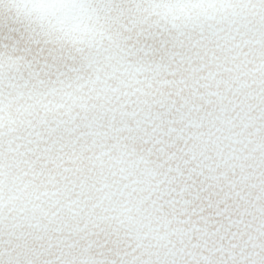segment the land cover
Returning a JSON list of instances; mask_svg holds the SVG:
<instances>
[{"label": "snow or ice", "instance_id": "6c2138e0", "mask_svg": "<svg viewBox=\"0 0 264 264\" xmlns=\"http://www.w3.org/2000/svg\"><path fill=\"white\" fill-rule=\"evenodd\" d=\"M0 264H264V0H0Z\"/></svg>", "mask_w": 264, "mask_h": 264}]
</instances>
